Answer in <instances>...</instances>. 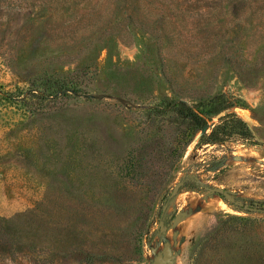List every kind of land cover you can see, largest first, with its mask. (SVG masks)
<instances>
[{"label":"rangeland","instance_id":"rangeland-1","mask_svg":"<svg viewBox=\"0 0 264 264\" xmlns=\"http://www.w3.org/2000/svg\"><path fill=\"white\" fill-rule=\"evenodd\" d=\"M262 205L264 0H0V264H264Z\"/></svg>","mask_w":264,"mask_h":264},{"label":"water","instance_id":"water-1","mask_svg":"<svg viewBox=\"0 0 264 264\" xmlns=\"http://www.w3.org/2000/svg\"><path fill=\"white\" fill-rule=\"evenodd\" d=\"M179 188H180V185H179V184L176 185V186L174 187L173 191H172V195H175V194L178 192ZM213 192H214V193H217V194H221V195H223L225 198H227V199L230 200L231 202L234 201V200H233V197H232V195H231L230 192L224 191L223 189H214ZM261 210L264 211V205L261 206ZM178 221H179V218H178V217L175 218V220H174V225H175ZM161 226H162V223H159V227H161ZM168 254H169V249L166 248V251H165V254H164V258H161V257H160V258L158 259V261H157L156 263H154V264H167L166 256H167Z\"/></svg>","mask_w":264,"mask_h":264}]
</instances>
